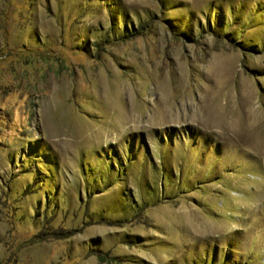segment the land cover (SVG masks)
Masks as SVG:
<instances>
[{
	"label": "rangeland",
	"instance_id": "1",
	"mask_svg": "<svg viewBox=\"0 0 264 264\" xmlns=\"http://www.w3.org/2000/svg\"><path fill=\"white\" fill-rule=\"evenodd\" d=\"M0 264H264V0H0Z\"/></svg>",
	"mask_w": 264,
	"mask_h": 264
},
{
	"label": "trees",
	"instance_id": "2",
	"mask_svg": "<svg viewBox=\"0 0 264 264\" xmlns=\"http://www.w3.org/2000/svg\"><path fill=\"white\" fill-rule=\"evenodd\" d=\"M132 30H133V28L131 29V32H132ZM233 42L236 43L237 45H239L240 47L245 48V47L241 46L239 43H237L235 41H233Z\"/></svg>",
	"mask_w": 264,
	"mask_h": 264
}]
</instances>
